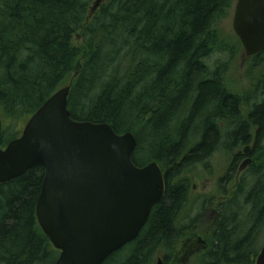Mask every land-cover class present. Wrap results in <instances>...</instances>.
<instances>
[{"label":"trees","instance_id":"trees-1","mask_svg":"<svg viewBox=\"0 0 264 264\" xmlns=\"http://www.w3.org/2000/svg\"><path fill=\"white\" fill-rule=\"evenodd\" d=\"M94 1L0 0V144L16 139L71 81L70 117L131 132L134 165L155 162L165 180L164 198L138 237L103 264H158L159 253L166 260L195 232L186 174L216 150L227 152V141L244 144L253 125L263 131L264 73L251 79L262 85H253L255 104L244 118L225 64L214 71L207 64L241 47L218 29L235 0H107L91 13ZM251 60L257 67L264 51ZM43 176L35 167L0 184V264H54L59 255L36 220ZM246 177L244 202L225 206L233 215L220 219L196 264H253L264 226V164Z\"/></svg>","mask_w":264,"mask_h":264},{"label":"water","instance_id":"water-1","mask_svg":"<svg viewBox=\"0 0 264 264\" xmlns=\"http://www.w3.org/2000/svg\"><path fill=\"white\" fill-rule=\"evenodd\" d=\"M102 1L95 0L91 13ZM232 29L246 57L264 51V0H236ZM69 92L70 84L58 89L16 139L0 145V184L41 167L35 214L59 252L54 264H103L138 237L164 198L165 180L155 162L134 165L131 132L73 120ZM1 129L0 118V135ZM255 264H264V243Z\"/></svg>","mask_w":264,"mask_h":264},{"label":"rangeland","instance_id":"rangeland-1","mask_svg":"<svg viewBox=\"0 0 264 264\" xmlns=\"http://www.w3.org/2000/svg\"><path fill=\"white\" fill-rule=\"evenodd\" d=\"M106 1L107 0H103L102 3ZM235 2L236 0L232 5L229 15L220 21L218 28L221 37H223L224 39H230L232 42L237 39L232 29ZM207 64L211 71H214L216 64H225L222 73L226 76L228 88L232 91L241 93L242 96L252 95V91L250 89H253V87L251 85L252 83H256V81L252 82L251 79H254L258 72L260 73L258 74L259 76L264 73V62L261 63V61H256V64L258 65L257 67L254 66L253 60H251L250 57L245 56L242 47H239L238 51L235 54L232 53V55H229L228 52L214 53L208 59ZM70 82L71 81L67 83L69 84ZM3 146L4 145L2 143L1 147L3 148ZM228 162V152L220 150L219 152H216L207 161V163H205L204 166L194 168L186 174V178L189 180V184L191 187V205L189 208L190 212L188 213V216H190V218L192 217L190 225L192 226V229L197 231L198 234L204 233L206 230V226L209 225L208 214L207 216L205 214V216H202L201 219H198V216L202 213L200 205L205 203L206 201L209 202V204L218 202L219 200H222V197L224 196V190H221V188H226L225 178L227 176L226 168ZM246 167L240 168L239 176L245 171ZM197 219L200 221V224L196 222ZM244 233V230H239V234L241 236H243ZM257 241L258 243L256 244ZM259 243L260 247L258 246ZM263 243L264 226L258 232V238L253 245L254 249L258 246V249L260 250ZM186 245L187 243L182 241L177 246L174 255H169L165 260L163 254L159 253L155 257V261L158 262L160 260V264H196L197 259H195V256H197L199 253V251L197 250H200V245L193 244L195 245L196 250H193V252L184 255Z\"/></svg>","mask_w":264,"mask_h":264},{"label":"flooded vegetation","instance_id":"flooded-vegetation-1","mask_svg":"<svg viewBox=\"0 0 264 264\" xmlns=\"http://www.w3.org/2000/svg\"><path fill=\"white\" fill-rule=\"evenodd\" d=\"M255 56L250 57V59L254 58ZM258 74L259 72L255 76L254 80H256V78L259 76ZM224 77L226 79L225 75ZM259 83L260 84H258L257 82L252 83L251 86L253 87V85L258 84L259 85L258 87H260V85H262V81L260 80ZM250 90L253 93V90L252 89ZM233 94H235L237 97L240 98L241 102L239 104V109L242 112V117L246 118L245 116H248L250 110L255 104L254 97L252 99V95L242 96L241 93L236 91ZM246 100L247 102H245ZM245 134H246V140L244 144H236L233 146L234 143L231 142V140H229V142L227 141V145H229V149L227 151L229 162L226 168V172H227V176L225 178L226 188L225 189L221 188V190H224V194H223L224 196L222 197V200H219L218 202L209 204V202L206 201L205 203L200 205L202 213L198 216V219H201L202 216H205V214L207 216L208 214L209 225L206 226V230L204 233L198 234L197 231L194 230L195 232L193 233L192 236L187 235V237L182 240L185 243H187L184 255L193 252V250H196L195 249L196 247L193 244L200 245L199 247L200 250H197L199 251L198 254L207 251L209 247L208 243L211 240H213L214 229L217 226V224L220 222V219L222 217L229 219V217L233 215L232 212H229V209L231 208L227 209V211H224L225 206H227L228 208L229 204H234L235 200H238L240 203H243L245 194L250 191V188L244 187L246 185L245 182L247 178L246 173H248L253 167L258 168L261 165L263 166L264 128L263 131L260 134H258L257 126L253 125L252 127H250V129H248L247 133ZM216 152L219 151L216 150ZM242 167H246V169L239 176V170ZM187 196H188L187 200L189 201L187 205H189V203L191 205L190 191ZM198 219L196 220V222L200 224V221Z\"/></svg>","mask_w":264,"mask_h":264}]
</instances>
